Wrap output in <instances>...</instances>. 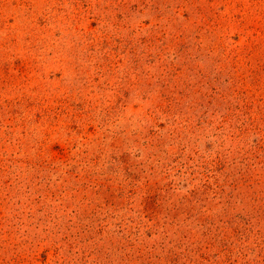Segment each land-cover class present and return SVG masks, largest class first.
<instances>
[{
	"label": "rangeland",
	"instance_id": "rangeland-1",
	"mask_svg": "<svg viewBox=\"0 0 264 264\" xmlns=\"http://www.w3.org/2000/svg\"><path fill=\"white\" fill-rule=\"evenodd\" d=\"M0 264H264V0H0Z\"/></svg>",
	"mask_w": 264,
	"mask_h": 264
}]
</instances>
